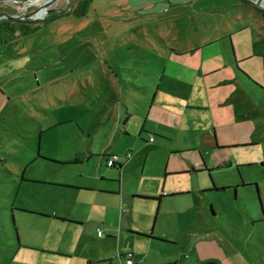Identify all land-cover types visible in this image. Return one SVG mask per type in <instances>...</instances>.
Instances as JSON below:
<instances>
[{"label":"rangeland","instance_id":"rangeland-1","mask_svg":"<svg viewBox=\"0 0 264 264\" xmlns=\"http://www.w3.org/2000/svg\"><path fill=\"white\" fill-rule=\"evenodd\" d=\"M79 1L51 0L38 30L0 45V76L26 66L0 78V264H121L126 252L139 264H264L262 9L97 0L65 14ZM40 11L0 3L24 22ZM131 70L135 86L113 80ZM78 188L100 192L102 238L55 216L88 210ZM161 189L159 204L130 199ZM130 203L133 224L152 211L141 232L124 223Z\"/></svg>","mask_w":264,"mask_h":264},{"label":"crops","instance_id":"crops-1","mask_svg":"<svg viewBox=\"0 0 264 264\" xmlns=\"http://www.w3.org/2000/svg\"><path fill=\"white\" fill-rule=\"evenodd\" d=\"M94 1H97V0H94ZM93 1V2H94ZM95 3V2H94ZM105 8V7H104ZM6 44V43H5ZM5 44H1V45H5ZM2 48V46L0 47V62H1V60L3 59V57L6 55V53H5V51L4 50H2L1 49ZM187 53H189V52H185V53H183V55H185V54H187ZM104 56L106 57V53L104 52ZM104 65L106 66L107 65V63L106 62H104ZM2 68V64L0 63V69ZM26 68V66H23V67H21V68H18V69H15V68H12V69H10L11 71H9L5 76H7V75H9L10 73H14V72H16L17 70H23V69H25ZM93 69H94V66H93ZM111 69V68H110ZM136 72H138L137 70H131V73L130 74H128V76L129 75H132L131 77L132 78H130V77H127V76H125V77H123V76H121V75H119V74H114L113 73V80L115 81V82H119V84H120V86H122L123 88H125V86H127V84H128V82H130L131 84H133L132 86H135V78H136V75H134V73H136ZM5 76H3V74H2V76H0V78H2V79H5L4 77ZM136 88V87H135ZM0 90H3L2 89V87H0ZM34 90H36V91H34ZM37 90H39V89H28V90H26V91H22V92H19L17 95H15V97H20V96H23V95H25V94H28V93H31L32 91H34V93L35 92H37ZM5 93V92H4ZM33 93V94H34ZM7 97L8 98H10L8 95H7ZM0 98H2L1 96H0ZM156 109H158L159 111H161V113H164L166 116H168L169 114H171V112L168 110V109H166L165 107H163V106H159V107H156ZM125 113H126V109H125ZM164 118H160L159 120L161 121V120H163ZM126 124V120H125V122L122 124V126H124ZM142 131V130H141ZM123 132H125V130H123ZM149 139H151V138H149ZM150 141V140H149ZM125 156V155H124ZM111 156H106V158H105V162L107 161V159L108 158H110ZM130 158H131V155H130ZM129 158V159H130ZM129 159H126L125 157H122V160L123 161H128ZM119 164H121V162H119ZM106 167H108L107 165H106ZM110 169H117V168H110ZM121 169H122V167H121ZM121 169L120 170H118V171H121ZM181 170H183V171H181V172H184L185 170H188V168H186V167H183V169H181ZM180 171V170H179ZM185 173V172H184ZM181 174V173H180ZM81 188H83V187H81ZM118 188L120 189V185H119V183H118ZM118 189V190H119ZM174 193H178V194H183L182 192L183 191H181V190H177V191H173ZM173 192H171V193H173ZM100 192L99 191H95V190H84V189H80V188H78V193H77V196H76V199H75V202L77 203V204H80V205H82V206H89V208H88V210L87 211H79V210H75V208L74 207H71V208H63V213H60V214H55V216H59V217H61V218H66V219H68V220H72V221H75V222H78L79 223V226H81V225H86V224H88V223H91V224H93V226L95 225V228H96V232H98L99 230L101 231V229H99V227L98 226H96L97 224V221L99 220V219H97V218H99L98 216H99V213H98V208H97V206H96V204H95V201H96V199H97V195L99 194ZM82 194H84V195H82ZM110 194V193H109ZM170 193L168 192H163V189H161V191L159 192V193H142V194H137L136 196H133V197H131L130 199L131 200H149V201H156L158 204L161 202V200H162V198L163 197H168V195H169ZM160 196H163V197H160ZM157 198H160L159 199V201H157L156 199ZM129 213H128V216H127V220L124 222L125 224H126V226H128L129 228L131 227V226H133V227H135V228H133L135 231H137V232H141V229L142 230H144L143 228H145V227H147V225H148V222H149V220H150V218H151V215H152V211L150 210V208H148L147 210H145V212L143 213V215L142 216H140V217H138L139 219H137L136 220V223L137 224H133V222H132V214H133V206L131 205V203H130V205H129ZM47 212H45V214H46ZM48 214V213H47ZM45 219H52L51 217H47V216H45L44 217ZM53 220H57V221H62V222H65V220H60V219H57V218H53ZM66 222H68V221H66ZM95 222V223H94ZM140 222H142V227H141V225L140 224H138V223H140ZM69 223H72V222H69ZM75 225H78L77 223H75ZM132 228V227H131ZM141 228V229H140ZM102 236H103V233L100 235V236H98V234H97V237H99V238H102ZM145 237V236H144ZM148 238H151V233H150V235L148 236ZM201 243L199 242V243H197V246L198 245H200ZM126 253H131V252H126ZM126 253H123V254H119L120 256L121 255H124V254H126ZM119 255H118V258H119V260H120V262L122 261V259L119 257ZM132 256H133V262H134V264H139V262L138 261H135V259H134V254L132 253ZM106 262V261H105ZM91 264H95V262H91ZM110 264V263H109Z\"/></svg>","mask_w":264,"mask_h":264},{"label":"trees","instance_id":"trees-1","mask_svg":"<svg viewBox=\"0 0 264 264\" xmlns=\"http://www.w3.org/2000/svg\"><path fill=\"white\" fill-rule=\"evenodd\" d=\"M10 1V0H9ZM20 2H28L31 0H16ZM94 0H80L75 7L74 10L68 13H72L75 16H84L86 8L90 3H92ZM242 3H248L246 0H240ZM261 13L264 17V11L261 10ZM59 15H51L47 19L52 21L55 20L56 17ZM46 19H43V21ZM37 21H29V22H24L23 20H7V21H2L0 22V45L5 44L9 41H12L15 37L18 36H26L32 32H35L38 30V26H36ZM255 50L256 53L261 54L264 52V38L255 45ZM109 159V158H108ZM107 159V160H108ZM117 168L118 170L121 169L122 164H117L116 166L109 167V168ZM163 197V196H160ZM160 198H157L156 200L159 201ZM127 253L124 255H119V257L124 261Z\"/></svg>","mask_w":264,"mask_h":264},{"label":"water","instance_id":"water-1","mask_svg":"<svg viewBox=\"0 0 264 264\" xmlns=\"http://www.w3.org/2000/svg\"><path fill=\"white\" fill-rule=\"evenodd\" d=\"M9 0H0V3L3 2H8ZM51 0H31L28 2H20V1H16V0H10L9 2L11 3H28L29 6H35V5H39L40 6V14L38 17L35 18H30L32 21H34L35 19H43L44 15H46V13L49 11L47 9L48 3ZM247 2H249L250 4L264 10V0H246ZM25 18H21L18 15H11V14H7V13H0V22L5 21V20H24ZM259 202L261 204V200L259 199Z\"/></svg>","mask_w":264,"mask_h":264},{"label":"built area","instance_id":"built-area-1","mask_svg":"<svg viewBox=\"0 0 264 264\" xmlns=\"http://www.w3.org/2000/svg\"><path fill=\"white\" fill-rule=\"evenodd\" d=\"M150 140H152V139H150ZM124 157H125L126 159H129V158H130V154H129V153H128V154H125ZM106 165H107L108 167L116 166V165H117V163H116V158L111 156V157L106 161ZM97 234H98V236H100V235H101V231L99 230V231L97 232ZM121 264H134L132 253H127V255H126L124 261H122Z\"/></svg>","mask_w":264,"mask_h":264},{"label":"flooded vegetation","instance_id":"flooded-vegetation-1","mask_svg":"<svg viewBox=\"0 0 264 264\" xmlns=\"http://www.w3.org/2000/svg\"><path fill=\"white\" fill-rule=\"evenodd\" d=\"M213 259H215L214 257H211V256H209V257H206L205 259H202V260H200V263L199 264H213L212 263V260ZM209 261V262H208ZM122 262V261H121ZM120 262V263H121Z\"/></svg>","mask_w":264,"mask_h":264}]
</instances>
